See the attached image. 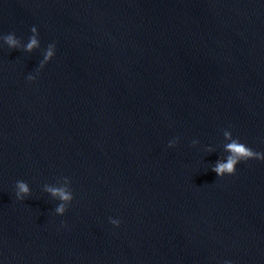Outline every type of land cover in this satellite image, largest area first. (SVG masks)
<instances>
[{
  "label": "water",
  "instance_id": "1",
  "mask_svg": "<svg viewBox=\"0 0 264 264\" xmlns=\"http://www.w3.org/2000/svg\"><path fill=\"white\" fill-rule=\"evenodd\" d=\"M234 142L264 153V0H0V264H264Z\"/></svg>",
  "mask_w": 264,
  "mask_h": 264
},
{
  "label": "clouds",
  "instance_id": "2",
  "mask_svg": "<svg viewBox=\"0 0 264 264\" xmlns=\"http://www.w3.org/2000/svg\"><path fill=\"white\" fill-rule=\"evenodd\" d=\"M35 27L33 28V31H35ZM7 42L14 46L15 41L11 38H7ZM35 44V40L32 41V44H30L28 47L29 49ZM49 56H51V52L49 53ZM28 80H34L33 77L29 76ZM176 140H172L169 142L168 147H174L176 144ZM234 148V152L232 155L228 157V162L224 164L218 163L214 168L213 171L216 172L218 176H225V175H233L236 172V165L239 164L241 161H247L250 159H257V160H264V153L255 152L249 148H247L244 145H239L237 142H234L232 146H230L229 150L232 151ZM19 192L18 197L20 193H27L28 188L25 184L19 183L18 184ZM58 212L63 213L64 212V206L61 205L58 209ZM115 227H119L120 221H113L112 222ZM225 264H230L229 261H226Z\"/></svg>",
  "mask_w": 264,
  "mask_h": 264
}]
</instances>
